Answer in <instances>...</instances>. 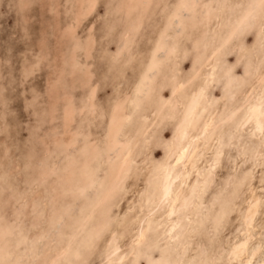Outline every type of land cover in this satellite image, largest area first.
Here are the masks:
<instances>
[{
    "label": "clouds",
    "instance_id": "clouds-1",
    "mask_svg": "<svg viewBox=\"0 0 264 264\" xmlns=\"http://www.w3.org/2000/svg\"><path fill=\"white\" fill-rule=\"evenodd\" d=\"M0 264H264V0H0Z\"/></svg>",
    "mask_w": 264,
    "mask_h": 264
},
{
    "label": "rangeland",
    "instance_id": "rangeland-1",
    "mask_svg": "<svg viewBox=\"0 0 264 264\" xmlns=\"http://www.w3.org/2000/svg\"><path fill=\"white\" fill-rule=\"evenodd\" d=\"M9 23H11V21H9ZM149 70H151V68ZM164 135H165V137H167L168 136V133L165 132Z\"/></svg>",
    "mask_w": 264,
    "mask_h": 264
}]
</instances>
